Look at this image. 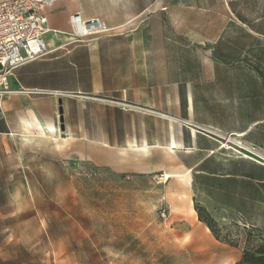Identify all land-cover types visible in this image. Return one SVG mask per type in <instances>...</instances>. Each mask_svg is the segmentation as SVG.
I'll list each match as a JSON object with an SVG mask.
<instances>
[{"label":"rangeland","instance_id":"374dc122","mask_svg":"<svg viewBox=\"0 0 264 264\" xmlns=\"http://www.w3.org/2000/svg\"><path fill=\"white\" fill-rule=\"evenodd\" d=\"M124 6L147 8L16 71L0 264H235L264 247V156L230 134L264 89V0ZM22 117L58 138L23 137Z\"/></svg>","mask_w":264,"mask_h":264},{"label":"built area","instance_id":"2783aa9c","mask_svg":"<svg viewBox=\"0 0 264 264\" xmlns=\"http://www.w3.org/2000/svg\"><path fill=\"white\" fill-rule=\"evenodd\" d=\"M57 0L0 1V107L15 92L10 78L17 68L49 50V39L62 34L49 25L44 7ZM71 35L84 37L108 29L98 17L85 19L81 14L71 16ZM165 216V212L162 213Z\"/></svg>","mask_w":264,"mask_h":264},{"label":"crops","instance_id":"0c3cea01","mask_svg":"<svg viewBox=\"0 0 264 264\" xmlns=\"http://www.w3.org/2000/svg\"><path fill=\"white\" fill-rule=\"evenodd\" d=\"M45 8H48L46 13L44 12ZM146 8H140L135 13L129 14L125 12L124 0H57L53 5L44 7L43 13L48 17L51 28L68 32L72 30L70 18L76 13L81 14L85 19L98 17L104 20L111 29H117L134 21ZM115 9L116 14L113 12ZM51 40L53 38L49 39V45ZM17 69L10 78L13 89L15 81L19 82L16 74ZM16 93L9 95L0 107V135H8L11 132L7 118L13 108L21 102L20 95ZM244 105L243 126L231 129L230 134L235 136V141H243L246 146L264 156V89L246 97ZM256 161L264 166L261 161ZM261 166L259 165L258 168L264 171V167Z\"/></svg>","mask_w":264,"mask_h":264},{"label":"bare ground","instance_id":"6f19581e","mask_svg":"<svg viewBox=\"0 0 264 264\" xmlns=\"http://www.w3.org/2000/svg\"><path fill=\"white\" fill-rule=\"evenodd\" d=\"M62 34H66V32H61ZM56 38L54 37V41ZM34 130H37L43 135H48L51 136L55 139L58 138V135L56 134L57 132V125L56 122L52 120H46V121H41L38 118H28V117H22L21 118V134L23 137H28L29 134H31ZM56 141V140H55ZM180 144L183 145V141H180ZM144 146V144H143ZM129 147H131L134 150H137L140 146L136 141H130L129 142ZM207 231H211L208 226H206ZM228 264V263H225Z\"/></svg>","mask_w":264,"mask_h":264},{"label":"trees","instance_id":"16d2710c","mask_svg":"<svg viewBox=\"0 0 264 264\" xmlns=\"http://www.w3.org/2000/svg\"><path fill=\"white\" fill-rule=\"evenodd\" d=\"M199 212V210L197 209ZM210 230L216 235L215 230L211 225H208ZM217 237V235H216ZM235 264H264V247L259 246L254 249L245 248L242 259Z\"/></svg>","mask_w":264,"mask_h":264}]
</instances>
